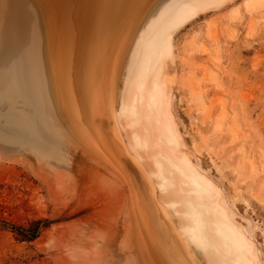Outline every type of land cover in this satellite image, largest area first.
Listing matches in <instances>:
<instances>
[{"label":"water","instance_id":"95a60500","mask_svg":"<svg viewBox=\"0 0 264 264\" xmlns=\"http://www.w3.org/2000/svg\"><path fill=\"white\" fill-rule=\"evenodd\" d=\"M14 1L0 0V28L15 10ZM20 1L23 49L30 48L32 37L40 40L39 81L47 95H32L29 79H25L27 90L22 85L11 87L10 72L24 50L0 60V157L26 158L53 180L70 184L82 200L96 204L90 235L74 252L75 264H218L216 251L197 247L190 218L189 234L185 233L188 218L175 212L185 206L171 208L164 203L180 193L175 184L165 192L159 190V179L150 174L158 169L151 152L132 141L134 133L142 134V122L121 112L123 99H130L126 83L136 41L149 32L166 2L178 1L181 8L188 2ZM106 58L115 67H124L117 74L116 118L96 116L89 121L93 134L99 131L108 147L89 139L82 126L88 121L80 112L92 66ZM130 142L137 148H130ZM43 151L47 153L41 156ZM160 206L171 218H159Z\"/></svg>","mask_w":264,"mask_h":264},{"label":"rangeland","instance_id":"374dc122","mask_svg":"<svg viewBox=\"0 0 264 264\" xmlns=\"http://www.w3.org/2000/svg\"><path fill=\"white\" fill-rule=\"evenodd\" d=\"M246 1L224 0L167 33L171 47L163 43L166 50L154 60L145 91L158 86L163 131L177 145L160 142L149 127L157 144L149 152L178 186L181 179L164 156L198 175L210 190L204 201L208 225L216 218L227 221L243 243L246 264H264V4L250 12ZM179 4L160 8L140 39L151 36ZM96 213V204L30 160L0 157V264H75L74 252L85 245ZM37 221L47 225L33 241L16 231L30 230Z\"/></svg>","mask_w":264,"mask_h":264},{"label":"bare ground","instance_id":"6f19581e","mask_svg":"<svg viewBox=\"0 0 264 264\" xmlns=\"http://www.w3.org/2000/svg\"><path fill=\"white\" fill-rule=\"evenodd\" d=\"M223 1L224 0H186L188 6L183 8L178 6L169 19L162 23L151 36L145 39L139 38L136 41L135 45L138 44L137 57L130 73L135 80L134 83H132L130 76L127 80L126 90L130 94V99L128 101L126 98L123 100L121 112L126 114L125 116L129 118H135L142 122V134L138 135L134 133L132 136V141L135 142L137 146H145L146 150L156 147L157 144L150 138L151 130L149 127H151L152 130L158 133L160 142L170 147H176L177 141L175 137L171 133L165 134L163 131L165 123L161 119L159 102L157 100L158 86L154 85L153 91L146 93V79L153 67L154 60L160 59L166 48L169 49L171 47L170 36L167 37V33L183 25L186 21L196 16L201 10L211 7V5L217 6ZM20 4V0L13 2L15 10L6 21V24L0 28V60L6 56L11 57L17 55L24 50L26 54L24 57L20 56L15 59V66L10 72L14 83L11 87L19 88L20 85H22L27 90L25 79H29V87L32 95L40 98L42 93L47 95L39 81L43 73V69L40 68L39 62L42 44L39 39L32 37V39H30V48L23 49L25 41V35L23 33L24 17H22ZM262 4H264V0H247L245 6L248 11L251 10L250 12H254L253 10ZM259 9H261V7ZM250 28H248V30ZM164 42L166 43V48L163 45ZM92 67L87 79V85L89 86L87 92L83 95V100H85L80 106L81 115H85L84 120H87L88 124L83 122L82 126L88 133L89 139L97 143L104 142L108 147L107 141L100 135L99 131L93 134L91 129L93 124H90L91 121L89 120L94 119L96 116H103L107 117L109 120H115V113H117L116 103L118 99L117 84L119 83L117 74H121L124 67L120 64L115 67V64L111 63L108 58L105 59L104 63L101 59ZM99 72L100 74L98 76ZM99 77L105 78V80L101 82ZM97 78L98 81H96ZM17 79L21 81L18 82L16 81ZM37 81H39L42 86L41 90L38 88L39 85ZM88 91H90V93ZM38 98L34 100L40 102L42 98ZM75 98L76 97H74L73 101L74 105L78 103ZM43 104H46V99ZM221 119L222 118H220V120ZM235 126L236 124H234V128ZM129 147L132 149L137 148L131 142ZM126 152H128V150H126ZM114 155L115 158L121 162L115 153ZM163 158L165 162H168V166L170 165L177 171L181 179V184L178 186L175 183L174 178L171 177V173H169L171 176L166 174L167 170L164 169L162 161L155 155L152 156V159L158 169L156 173L152 172L150 174L159 179L158 188L163 192L174 186V184L176 185L180 194L173 199L170 197V201H168L167 204L171 208H174L176 204L185 206L183 211L175 210L176 213L181 214L182 218H188V224L184 227L185 233L189 234L190 218L193 223L192 230L196 232V234L193 235V240L198 244L197 247L204 250L211 248L216 251L219 255L216 260L218 264H230V262L231 264H246L240 253L243 243L235 234L232 225L220 218L212 220L209 225V222L207 223L206 221V215L209 214L210 209L204 201L209 198L210 190L201 183L199 176L193 171H185L183 167L177 166L172 161L171 157L164 156ZM160 210L162 214L159 215V218H171L163 206H160ZM209 226L212 228V233L209 232ZM189 238L191 240L190 235Z\"/></svg>","mask_w":264,"mask_h":264},{"label":"trees","instance_id":"16d2710c","mask_svg":"<svg viewBox=\"0 0 264 264\" xmlns=\"http://www.w3.org/2000/svg\"><path fill=\"white\" fill-rule=\"evenodd\" d=\"M43 225H47V223L37 221L34 224V228L30 230H24L23 228H16V231L22 233L29 241H33L37 238L39 228Z\"/></svg>","mask_w":264,"mask_h":264}]
</instances>
